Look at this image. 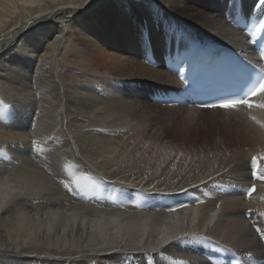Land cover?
Segmentation results:
<instances>
[{"label":"bare ground","instance_id":"obj_1","mask_svg":"<svg viewBox=\"0 0 264 264\" xmlns=\"http://www.w3.org/2000/svg\"><path fill=\"white\" fill-rule=\"evenodd\" d=\"M257 3L238 0L237 13L229 0H0V116L7 115L0 149L13 140L37 141L44 149L38 161L54 152V172L69 187L83 176L89 179L81 185L110 179L133 186L126 199L117 195L123 200L117 204L102 198L112 193L109 185L70 196L17 147L9 155L25 164L3 166L0 195L5 182H23L40 198L0 213V264H129L123 253L146 254L149 264H240L249 252L257 264L264 260L255 232L257 220L264 227L257 216L264 212V182H249L246 170L251 156L264 155V128L251 119L264 122V108L256 106L264 94L249 101L251 108L196 109L200 144L172 148L157 134L148 147L138 138L150 126L141 118L149 107L143 82L171 86L176 68L183 75L197 58L211 62L220 49L264 70L249 36L264 19ZM140 23L151 32L149 53L135 39ZM166 28L184 38L188 55L176 57L165 43ZM256 39L264 44V30ZM115 53L125 62L108 67ZM221 60L216 55L214 63ZM181 93L192 99L183 84ZM157 180V189L168 193L163 199L144 204L132 195ZM251 183L257 190L248 196L242 190ZM185 233L207 236L216 250L196 249V255L181 243H164Z\"/></svg>","mask_w":264,"mask_h":264},{"label":"snow or ice","instance_id":"obj_2","mask_svg":"<svg viewBox=\"0 0 264 264\" xmlns=\"http://www.w3.org/2000/svg\"><path fill=\"white\" fill-rule=\"evenodd\" d=\"M229 7L232 8L233 11L238 13L239 12L238 0H229ZM256 7L264 8V0H258ZM229 15H231V13H229ZM261 15H264V13H262ZM29 24H31V21H29ZM261 30H264V19H258L256 24L251 25L249 36L251 37V41L253 44L257 43V39H256L257 33L261 32ZM135 39L137 44L141 46L146 53H149L151 51L152 36L149 27L145 23H140L136 26ZM183 39L184 38L182 36L176 35L174 33V30L167 28L165 29V35H164L165 43L174 46L176 50L175 55L177 58H180L181 56H186L189 53V49L186 45H184ZM35 42L37 44H41L42 43L41 38L39 36L36 37ZM46 42L47 41H43V43ZM15 43L19 44V41L17 40L15 41ZM253 51H258V55H259L258 63L264 62V44H260L259 48L253 49ZM216 55L219 56L228 65L231 72L239 75L241 78L248 81L249 87L247 88L244 95L241 96L240 98H234L230 96H217L211 99L195 100L192 102L198 104L201 108L204 109H216V108L235 109L239 106H246L249 108L253 107V105L249 103V98L255 97L258 94H264V70L260 72L259 82L257 83L254 81V75L256 69L251 64V62L241 63L238 60H233L232 58L220 53H217ZM176 74L180 75V78L182 80L184 79V76L179 73V69L176 70ZM153 102L158 104H163L165 106H170L171 104L186 105L187 103V101H185L183 97H177L175 99L161 98ZM256 106L260 108H264V104L256 105ZM6 119H7V115L0 116V124L4 123ZM251 119L255 121L257 124H259L261 128H264V122L257 120L255 116L251 117ZM17 147L21 149L26 148L27 151L25 154L30 156L33 160L39 159V154L44 152V149L41 148L38 142L35 140H32L28 144H24L23 140L19 142L13 140L10 142V146L7 149H0V167L25 164V161L20 159L19 156L9 155V153L14 152ZM45 155L49 156L48 153H45ZM53 160H54V152L52 153L51 156H49V159L44 162L47 164L46 170L49 171L50 175L55 171V169L53 168ZM246 170L248 172L249 182L253 180L264 182V155L251 156L250 159L246 161ZM53 178L57 179V177L55 176ZM81 179L88 180L89 178L87 176L74 178L72 181V183L75 185L74 187H69V184L64 183L63 179H58L57 182L63 184V187L70 196L77 198L80 196L82 190L98 188L101 192H103L106 185H111L113 189L112 193L102 198L111 201L112 204H117L118 202L122 203L123 200L118 201L117 195H119V197L126 199L127 196L129 195L128 189L133 188L132 185H126L123 181L119 182V187H117V182L115 181H102L99 185H97L95 182L81 185L79 182ZM132 179L135 180L136 177L133 175ZM142 179L147 180L148 177L142 175ZM157 182H159V180L150 182V185L147 189H144L143 185H141L140 188L133 190L132 195L137 197L144 204H149L153 200L163 199L165 196L168 195V193L157 189ZM5 184L6 187L3 190V194L0 195V213H2L4 216H8L12 212L16 211L21 206V204H23L26 201H33L40 198L39 190L27 183L21 182L16 184L15 186L7 185V182H5ZM256 190L257 189L255 183H251L250 188L242 191H246L247 195L251 196L253 193L256 192ZM181 191H186V189L182 188ZM261 200H264V197H261ZM128 203L131 204V201H128ZM135 206L140 207L139 204ZM249 216L250 218H252L251 210H249ZM257 216L259 218H264V212H259ZM255 232L258 234L259 237V241H260L259 247L261 251L264 252V227L259 226V220H257V226L255 227ZM208 240L209 238L207 236H197L195 233H185L183 237H175L174 240H164V243L166 245L170 243H181V246L184 249L192 250L196 255H201L200 253L195 251L196 249H204V251L210 255L211 252L215 251L216 249L208 247L207 244ZM24 246L25 247L27 246V242H25ZM106 247L113 248L115 247V245L109 244L106 245ZM20 250L21 249L19 247L16 248V252H20ZM220 250L232 252L231 249H220ZM157 255H161V254H157ZM123 256L125 259L129 260V264H131V261L133 259H143L144 264H149L146 254L138 257L133 253H123ZM155 259L156 257H153V260ZM232 259L233 260L235 259L234 252L232 254ZM209 264H211V261H209ZM229 264H231V262H229ZM240 264H257V262L252 258V255L249 252L247 254V257L240 261ZM260 264H264V260H261Z\"/></svg>","mask_w":264,"mask_h":264},{"label":"rangeland","instance_id":"obj_3","mask_svg":"<svg viewBox=\"0 0 264 264\" xmlns=\"http://www.w3.org/2000/svg\"><path fill=\"white\" fill-rule=\"evenodd\" d=\"M247 21L248 22L252 21V18L250 19L249 17ZM72 30L77 32V29L76 30L72 29ZM115 54L117 57L106 60V62L109 63L108 67L112 65L122 64L123 62H125L126 57L118 53ZM99 55L100 56H98V58L100 57L99 62L101 63L103 59H101L102 55L101 54ZM176 70L177 68L175 69L173 78H175V82L177 83H174L171 86L161 83H152L148 81L143 82V83H147L143 88V90L144 93H146L149 97V101H148L149 107L147 108L148 110H146L145 113L141 116V118L146 123L148 122L150 126L146 130L143 129L142 132L140 131L138 134V138L141 139L142 142L146 144L148 147H151L152 145L151 140L153 139L154 135L157 136V134H160L161 137L164 139L165 145H169L172 148L179 147L180 149L181 147H190L195 144H200L204 141V137L198 134L199 129L196 127L197 124L195 123L196 119H199V112L196 111V109L199 110L201 108L196 106L192 102L193 101L192 99L184 98V100L187 101L186 105L171 104L170 106H165L163 104H158L153 102L161 98L175 99L177 97H182L181 95L182 84L184 87H186V89H187V85L184 82V80L180 78V75L176 74ZM179 73L182 74V68L179 69ZM180 79L182 81V84L179 83ZM28 157L38 167V169L44 170L45 172L47 171L46 163H40L38 159L33 160L30 156ZM43 160L45 162L48 159L43 157ZM54 163L55 160L53 164ZM5 169H6L5 167H0V172H3V170ZM51 176H55L57 177V179L55 180ZM49 177L55 182H57L58 179H60L58 178L56 172H53ZM107 181H110V179H108ZM109 187L112 186L109 185Z\"/></svg>","mask_w":264,"mask_h":264},{"label":"water","instance_id":"obj_4","mask_svg":"<svg viewBox=\"0 0 264 264\" xmlns=\"http://www.w3.org/2000/svg\"><path fill=\"white\" fill-rule=\"evenodd\" d=\"M220 50H221V49H220ZM220 50H219V51H220Z\"/></svg>","mask_w":264,"mask_h":264}]
</instances>
